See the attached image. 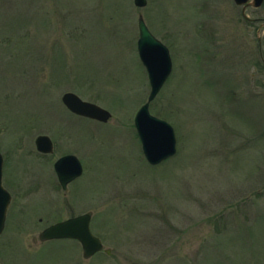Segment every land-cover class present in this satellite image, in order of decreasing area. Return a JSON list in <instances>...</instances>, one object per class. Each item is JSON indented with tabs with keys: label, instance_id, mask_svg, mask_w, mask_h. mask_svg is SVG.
<instances>
[{
	"label": "rangeland",
	"instance_id": "obj_1",
	"mask_svg": "<svg viewBox=\"0 0 264 264\" xmlns=\"http://www.w3.org/2000/svg\"><path fill=\"white\" fill-rule=\"evenodd\" d=\"M172 72L150 103L176 154L150 165L134 117L150 85L138 16ZM264 2L0 0V154L10 194L0 264H264ZM73 93L111 114L70 113ZM33 99V100H32ZM47 136L52 154L36 150ZM74 155L64 190L54 163ZM92 213L103 251L40 242L47 227Z\"/></svg>",
	"mask_w": 264,
	"mask_h": 264
},
{
	"label": "water",
	"instance_id": "obj_2",
	"mask_svg": "<svg viewBox=\"0 0 264 264\" xmlns=\"http://www.w3.org/2000/svg\"><path fill=\"white\" fill-rule=\"evenodd\" d=\"M233 2L237 6H243L245 11L248 7L259 8L264 0H233ZM133 3L135 7L141 9L146 6L147 0H133ZM138 31L137 51L148 76L150 93L147 101L135 115L134 127L146 161L156 166L176 154L177 141L172 126L149 112L150 103L157 97L172 72V61L168 48L150 33L142 15L138 16ZM61 101L71 113L77 116L100 123H107L111 118L107 110L85 102L73 93H65ZM35 146L37 151L43 154H51L53 151V144L47 136L37 137ZM2 167L3 157L0 154V235L4 230L6 213L11 202L10 194L2 186ZM54 171L64 190L83 172L79 160L73 155L58 159L54 164ZM91 217L92 213L87 212L53 224L45 228L38 235V239L40 242L76 240L81 245L83 258L90 259L104 250L101 240L90 230ZM104 252L109 254L110 250L106 249Z\"/></svg>",
	"mask_w": 264,
	"mask_h": 264
},
{
	"label": "bare ground",
	"instance_id": "obj_3",
	"mask_svg": "<svg viewBox=\"0 0 264 264\" xmlns=\"http://www.w3.org/2000/svg\"><path fill=\"white\" fill-rule=\"evenodd\" d=\"M33 100V99H32Z\"/></svg>",
	"mask_w": 264,
	"mask_h": 264
},
{
	"label": "flooded vegetation",
	"instance_id": "obj_4",
	"mask_svg": "<svg viewBox=\"0 0 264 264\" xmlns=\"http://www.w3.org/2000/svg\"><path fill=\"white\" fill-rule=\"evenodd\" d=\"M264 83V82H263Z\"/></svg>",
	"mask_w": 264,
	"mask_h": 264
}]
</instances>
